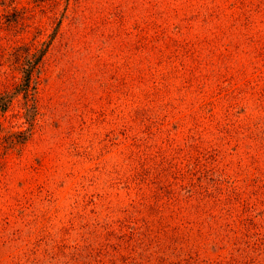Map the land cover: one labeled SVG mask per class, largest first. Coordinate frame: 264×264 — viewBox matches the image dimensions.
Instances as JSON below:
<instances>
[{
	"label": "rangeland",
	"instance_id": "1",
	"mask_svg": "<svg viewBox=\"0 0 264 264\" xmlns=\"http://www.w3.org/2000/svg\"><path fill=\"white\" fill-rule=\"evenodd\" d=\"M3 93L0 264H264V0H0Z\"/></svg>",
	"mask_w": 264,
	"mask_h": 264
},
{
	"label": "trees",
	"instance_id": "2",
	"mask_svg": "<svg viewBox=\"0 0 264 264\" xmlns=\"http://www.w3.org/2000/svg\"><path fill=\"white\" fill-rule=\"evenodd\" d=\"M33 68H34V64L33 65H30V67H27L26 70L24 71L25 74H24V78H23V80H24L23 84L25 86L28 85V82H29L28 81L29 80V72L32 71ZM6 96H7L6 93L0 94V111L1 112L4 111L5 110V107H6L5 106L6 101H4V98Z\"/></svg>",
	"mask_w": 264,
	"mask_h": 264
}]
</instances>
